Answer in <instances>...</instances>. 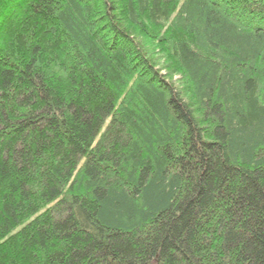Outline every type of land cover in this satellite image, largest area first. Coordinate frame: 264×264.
Masks as SVG:
<instances>
[{
    "label": "trees",
    "instance_id": "trees-1",
    "mask_svg": "<svg viewBox=\"0 0 264 264\" xmlns=\"http://www.w3.org/2000/svg\"><path fill=\"white\" fill-rule=\"evenodd\" d=\"M0 264H264V0H0Z\"/></svg>",
    "mask_w": 264,
    "mask_h": 264
}]
</instances>
